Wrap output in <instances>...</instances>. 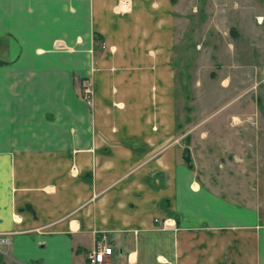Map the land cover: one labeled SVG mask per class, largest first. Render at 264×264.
<instances>
[{"label":"crops","instance_id":"0c3cea01","mask_svg":"<svg viewBox=\"0 0 264 264\" xmlns=\"http://www.w3.org/2000/svg\"><path fill=\"white\" fill-rule=\"evenodd\" d=\"M122 2L0 0V264H88L103 237L102 264H264L261 210L179 144L173 57L194 19L181 1Z\"/></svg>","mask_w":264,"mask_h":264},{"label":"rangeland","instance_id":"374dc122","mask_svg":"<svg viewBox=\"0 0 264 264\" xmlns=\"http://www.w3.org/2000/svg\"><path fill=\"white\" fill-rule=\"evenodd\" d=\"M178 1L184 17L194 19L181 25L173 57L182 80L176 89L178 124L185 127L179 144L196 148L209 186L235 203L256 206L264 222V68L254 69L264 66V0ZM232 98L238 101L224 105ZM210 114L219 116L184 134Z\"/></svg>","mask_w":264,"mask_h":264},{"label":"built area","instance_id":"2783aa9c","mask_svg":"<svg viewBox=\"0 0 264 264\" xmlns=\"http://www.w3.org/2000/svg\"><path fill=\"white\" fill-rule=\"evenodd\" d=\"M128 4V0H123L122 6L125 8ZM81 89V99L88 106L93 105L94 101V93L91 89L89 80H82L80 83ZM166 223V222H165ZM2 243H7V240H2ZM112 255V248L105 244L104 237L101 242L97 244L93 249L88 250L84 258L88 264H102L104 262V258Z\"/></svg>","mask_w":264,"mask_h":264}]
</instances>
